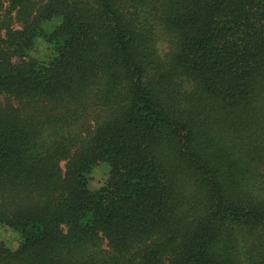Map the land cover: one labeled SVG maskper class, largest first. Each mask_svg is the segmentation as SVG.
<instances>
[{"label": "trees", "instance_id": "trees-1", "mask_svg": "<svg viewBox=\"0 0 264 264\" xmlns=\"http://www.w3.org/2000/svg\"><path fill=\"white\" fill-rule=\"evenodd\" d=\"M3 228L0 264H264V0H0Z\"/></svg>", "mask_w": 264, "mask_h": 264}, {"label": "rangeland", "instance_id": "rangeland-1", "mask_svg": "<svg viewBox=\"0 0 264 264\" xmlns=\"http://www.w3.org/2000/svg\"><path fill=\"white\" fill-rule=\"evenodd\" d=\"M164 50V49H162ZM103 168H96L93 172V176L91 179V185L94 187H98L103 178L101 176V172H102ZM1 233H0V241H3L7 246L13 248V246H15V242L17 241V234L13 231H11L10 229H0ZM16 237V239H15Z\"/></svg>", "mask_w": 264, "mask_h": 264}]
</instances>
